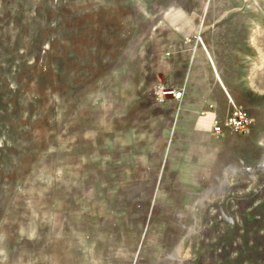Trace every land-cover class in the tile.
Instances as JSON below:
<instances>
[{"label":"rangeland","instance_id":"rangeland-1","mask_svg":"<svg viewBox=\"0 0 264 264\" xmlns=\"http://www.w3.org/2000/svg\"><path fill=\"white\" fill-rule=\"evenodd\" d=\"M0 264H264V0H0Z\"/></svg>","mask_w":264,"mask_h":264},{"label":"built area","instance_id":"built-area-1","mask_svg":"<svg viewBox=\"0 0 264 264\" xmlns=\"http://www.w3.org/2000/svg\"><path fill=\"white\" fill-rule=\"evenodd\" d=\"M223 124L231 130L246 133L249 129L250 119L245 109L239 105L231 103L229 104ZM220 126L221 124H218L217 122L214 123L212 126L213 131L217 133L220 130Z\"/></svg>","mask_w":264,"mask_h":264},{"label":"bare ground","instance_id":"bare-ground-1","mask_svg":"<svg viewBox=\"0 0 264 264\" xmlns=\"http://www.w3.org/2000/svg\"><path fill=\"white\" fill-rule=\"evenodd\" d=\"M231 219V218H230Z\"/></svg>","mask_w":264,"mask_h":264},{"label":"water","instance_id":"water-1","mask_svg":"<svg viewBox=\"0 0 264 264\" xmlns=\"http://www.w3.org/2000/svg\"><path fill=\"white\" fill-rule=\"evenodd\" d=\"M209 192V191H208Z\"/></svg>","mask_w":264,"mask_h":264}]
</instances>
